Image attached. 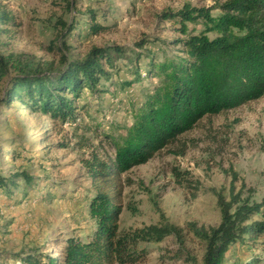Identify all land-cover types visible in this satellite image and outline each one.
Masks as SVG:
<instances>
[{
	"label": "rangeland",
	"instance_id": "374dc122",
	"mask_svg": "<svg viewBox=\"0 0 264 264\" xmlns=\"http://www.w3.org/2000/svg\"><path fill=\"white\" fill-rule=\"evenodd\" d=\"M223 2L0 0L8 17L0 25V54L9 61L0 78V176L16 183L10 194L0 190V264H22L29 255L61 259L66 239L89 237L96 223L88 212L94 188L86 164L114 159L115 143L158 82L156 64L178 52L172 41L184 37L182 25L188 33L217 34L200 18L182 24L178 11L207 8L218 17ZM107 47L120 54L110 50L111 63L99 59L106 74L92 89L66 94L73 108L67 120L8 95L19 66L57 72L64 58L80 61L92 48ZM22 175L31 176V184ZM120 178L118 235L130 256L119 264H203L205 242L194 226H217L222 202L234 207L236 198L264 199V95L204 116ZM150 226L176 232L157 240ZM260 245L232 243L225 262L252 252L263 257Z\"/></svg>",
	"mask_w": 264,
	"mask_h": 264
},
{
	"label": "trees",
	"instance_id": "16d2710c",
	"mask_svg": "<svg viewBox=\"0 0 264 264\" xmlns=\"http://www.w3.org/2000/svg\"><path fill=\"white\" fill-rule=\"evenodd\" d=\"M222 13L210 15L207 8L182 9L179 21L195 22L203 19L208 31L217 34L210 38L201 32L188 33L182 25L184 37L172 41L171 57L156 64L158 82L134 112V121L122 140L115 143L114 159L94 157L86 164L94 194L88 212L96 225L86 240L69 237L61 259L45 255L46 259L29 255L22 264H119L130 256L118 233V212L122 192L121 171L144 163L156 152L191 130L206 115L241 106L264 95V0H224ZM168 18L174 17V14ZM8 17L0 13V25ZM100 26L95 25L94 31ZM119 48H92L80 61L64 58L65 67L57 72L42 73L31 66H19L13 85L7 91L32 108L39 106L53 117L67 120L72 101L66 94L78 96L83 88L97 83L105 75L99 59ZM9 61L0 54V78L7 74ZM20 174L15 175V177ZM26 186L32 177L22 175ZM14 177L0 176V190L8 193ZM10 194V193H8ZM26 197V194H24ZM234 199L222 202L221 221L215 227H195L194 233L205 242L203 264H264V255L252 252L247 259L225 262V254L232 243L240 242L253 248L261 242L264 254V199L261 202ZM232 208V212L229 211ZM259 216L258 219H253ZM155 239L169 232L168 227L150 226ZM261 240V241H259Z\"/></svg>",
	"mask_w": 264,
	"mask_h": 264
}]
</instances>
